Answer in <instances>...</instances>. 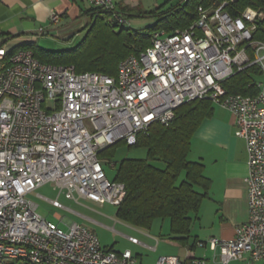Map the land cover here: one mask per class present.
I'll list each match as a JSON object with an SVG mask.
<instances>
[{
  "label": "built area",
  "instance_id": "obj_1",
  "mask_svg": "<svg viewBox=\"0 0 264 264\" xmlns=\"http://www.w3.org/2000/svg\"><path fill=\"white\" fill-rule=\"evenodd\" d=\"M86 1L117 25L127 23L115 0ZM230 2L197 7L196 20L184 30L154 32L150 46L119 62L116 77L77 73L0 44V264H136L130 250L102 248L79 224L64 231L45 220L26 196L52 183L57 195L76 203L119 207L125 186L106 177L98 153L118 142L134 145L193 100L232 114L234 135L247 154L249 215L233 238L195 243L210 259L168 255L154 264H264V84L253 97L230 94L222 85L252 66L264 75V42L252 38L264 9L233 15ZM59 19L56 12L49 16L53 24ZM50 203L61 207L57 199Z\"/></svg>",
  "mask_w": 264,
  "mask_h": 264
},
{
  "label": "trees",
  "instance_id": "obj_2",
  "mask_svg": "<svg viewBox=\"0 0 264 264\" xmlns=\"http://www.w3.org/2000/svg\"><path fill=\"white\" fill-rule=\"evenodd\" d=\"M224 1L230 0H174L169 9L155 11L157 22L145 32L117 25L108 14L96 9L92 25L75 48L45 51L30 44L19 49L30 51L42 63L71 65L77 73L96 72L116 77L119 62L130 54L138 55L150 46L154 32L169 34L184 30L196 20L197 7L208 8ZM246 8L264 9V0H232L227 11L235 15ZM117 27H120L118 32L115 31ZM252 38L264 42V19L256 23ZM262 74L258 66H252L231 76L222 85L230 94L253 97L259 93L257 80ZM210 104L208 100L184 103L175 110L167 126L154 124L147 136H137L134 145L118 142L98 153V157L105 160L120 143L147 150L148 160H122L117 166L116 176L111 179L125 186V196L116 211L120 221L148 230L155 219H168L170 233L176 236L175 240L187 243L192 222L189 216L198 213L208 188L202 165L188 161L187 150L198 123L210 114ZM149 160L162 161L165 168H156ZM198 188L203 192H199Z\"/></svg>",
  "mask_w": 264,
  "mask_h": 264
},
{
  "label": "crops",
  "instance_id": "obj_3",
  "mask_svg": "<svg viewBox=\"0 0 264 264\" xmlns=\"http://www.w3.org/2000/svg\"><path fill=\"white\" fill-rule=\"evenodd\" d=\"M171 5L172 3H166L165 0H115L116 9L127 19L124 28L138 32L152 28L158 19L155 11H165ZM52 12L60 15L58 23L50 22L49 16ZM96 15V8L86 0H0V44L8 49L36 45L39 29L44 30L41 36L48 35L59 42L69 43L81 31L89 29ZM210 110V114L198 123L187 150L188 161L201 164L202 174L208 181L206 195L198 213L189 217L199 220L200 229L196 231V235L228 240L233 238L235 229L243 224L249 215L246 184L248 161L244 141L234 135L232 114L213 103L210 104ZM197 190L203 192L200 188ZM37 196L52 206V199L38 194ZM60 196L62 194L56 195L55 199L58 201ZM62 197L70 202V205H98L86 200H82L85 204H80ZM60 205V208H63L61 203ZM71 223L67 222L68 226ZM191 230L190 226L189 233H192ZM139 234L144 238H151L146 234ZM197 241L202 240L195 236L193 248L196 247ZM155 243L157 245V242ZM151 249L155 250L156 246ZM198 249L202 252V257L199 258L209 259L205 256L209 252L207 249ZM133 256L137 264L139 255ZM192 257L194 255L191 253L187 259Z\"/></svg>",
  "mask_w": 264,
  "mask_h": 264
},
{
  "label": "rangeland",
  "instance_id": "obj_4",
  "mask_svg": "<svg viewBox=\"0 0 264 264\" xmlns=\"http://www.w3.org/2000/svg\"><path fill=\"white\" fill-rule=\"evenodd\" d=\"M119 30L120 27L115 28L116 32ZM85 33L86 31H81L69 43L59 42L52 36H41L38 34L36 45L45 51H64L73 49L83 40ZM257 82L264 84V75H262ZM112 153L110 157L105 158L106 162H104L103 166L106 177L109 180L116 176L117 166L122 160H148L145 147H128L120 143ZM149 163L159 169L165 168V164L159 160H149ZM37 194L46 199H55L57 190L53 189L52 183L48 185L45 184V186L37 188L34 192L26 196L37 205L36 211L42 218L53 221L64 231H67L69 227L67 222L79 224L98 237L102 248L115 252L130 250L133 255L138 254L139 261L137 264H152V261L159 256L168 255H175L182 261L186 260L187 256L191 253L194 255V258L202 257L201 250L197 247H192V245H194L195 236H198L202 241L209 238V236L202 238L200 235H196V231L200 229V223H198L199 220L194 218L191 224L192 233H189L187 243L181 244L175 240L176 236L170 233V223L168 219L157 218L153 221L150 229L142 230L120 221L116 216L117 207L115 206L109 204L70 205V202H67V200H64V198L60 196L58 201L62 204L63 208H57L52 207L46 200L38 197ZM80 204L85 203L81 200ZM139 233L146 234L152 239L144 238ZM128 237H136L141 244H131L128 241ZM154 239L157 240V245ZM155 246L156 249L152 250L151 248ZM205 256L210 259L212 254L208 252ZM231 264L240 263L232 262Z\"/></svg>",
  "mask_w": 264,
  "mask_h": 264
}]
</instances>
